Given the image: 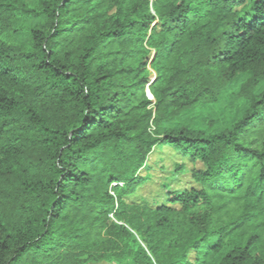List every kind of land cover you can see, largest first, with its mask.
<instances>
[{
    "label": "trees",
    "instance_id": "16d2710c",
    "mask_svg": "<svg viewBox=\"0 0 264 264\" xmlns=\"http://www.w3.org/2000/svg\"><path fill=\"white\" fill-rule=\"evenodd\" d=\"M123 259L264 264V0H0V264Z\"/></svg>",
    "mask_w": 264,
    "mask_h": 264
},
{
    "label": "rangeland",
    "instance_id": "374dc122",
    "mask_svg": "<svg viewBox=\"0 0 264 264\" xmlns=\"http://www.w3.org/2000/svg\"><path fill=\"white\" fill-rule=\"evenodd\" d=\"M37 0H28L32 4ZM18 24H22V20L17 21ZM31 24V21H26L24 25ZM14 42L17 43H26L28 42L27 34H22L13 38ZM152 78H155V73L151 71ZM148 91V90H147ZM154 101V100H152ZM225 106L219 105L209 108H203L196 110L197 114H203L204 116H208L213 119H220L223 117H227L229 113L224 111ZM149 166L151 167L150 174L152 175V180L142 187L137 194V198H147L148 200L158 199L163 200L164 191L163 184L170 182L171 173L174 171L176 164H185L187 169H191L194 164L188 159L182 158L175 150L172 149H164L160 152L158 149L154 151V153L150 156L148 161ZM199 167L200 164H197ZM190 181V176L188 174H182L178 177V182L175 181L173 183V188H180ZM103 264H132L129 259H123L119 261L108 260Z\"/></svg>",
    "mask_w": 264,
    "mask_h": 264
},
{
    "label": "water",
    "instance_id": "95a60500",
    "mask_svg": "<svg viewBox=\"0 0 264 264\" xmlns=\"http://www.w3.org/2000/svg\"><path fill=\"white\" fill-rule=\"evenodd\" d=\"M152 83H153V82H152ZM152 83H151V84H152ZM151 84H150V85H151ZM147 95H148V97H149L150 100H154V98H153V96H152V94L150 93L149 90L147 91Z\"/></svg>",
    "mask_w": 264,
    "mask_h": 264
}]
</instances>
